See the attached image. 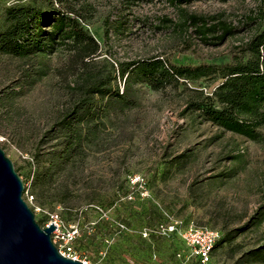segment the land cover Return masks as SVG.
<instances>
[{"label": "rangeland", "instance_id": "1", "mask_svg": "<svg viewBox=\"0 0 264 264\" xmlns=\"http://www.w3.org/2000/svg\"><path fill=\"white\" fill-rule=\"evenodd\" d=\"M30 1L0 0V29L5 8ZM53 2L63 11L74 6L83 16L72 14L98 44L87 72L101 75L109 74V63L152 57L193 66L244 59L249 40L264 28L258 17L262 0H189L178 7L167 0ZM187 14L224 20L235 32L211 45L195 27L182 25ZM66 55L45 58V74L23 89L12 109L0 100V146L23 179V196L36 219L45 223L58 214L61 243L93 264H264L247 255L264 243V126L261 139L253 141L185 111L192 89L210 93L218 80L181 79L161 90L131 83L129 106L112 96L96 97L101 117L85 121L90 134L78 142L73 168L35 185L58 141L41 136L79 95L71 88L81 83L72 73L78 65L70 73ZM29 65L0 58V99L19 89ZM124 82L116 74L120 92ZM189 225L231 237L211 248L203 263L182 237Z\"/></svg>", "mask_w": 264, "mask_h": 264}, {"label": "trees", "instance_id": "2", "mask_svg": "<svg viewBox=\"0 0 264 264\" xmlns=\"http://www.w3.org/2000/svg\"><path fill=\"white\" fill-rule=\"evenodd\" d=\"M65 0H59L63 3ZM173 6H180L189 0H167ZM264 3V0H262ZM53 0H32L27 3L8 6L4 10L5 27L0 29V58L8 57L27 61L30 65L17 82L18 90L5 91L1 107L12 109L13 101L23 95L27 85H33L45 74L44 59L52 54L67 52V69L81 79L71 87L78 96L60 112L58 119L44 131L43 139H57L47 151L48 164L35 175V185L53 180L60 173L69 172L78 160L79 141L86 139L90 129L85 121L101 117L96 97L112 96L124 106L132 104L126 97L128 86L144 82L153 90L177 86L179 81L218 80L210 93L192 89L195 94L186 101L185 111L197 113L203 120L253 141L262 137L259 129L264 126V28L257 30L248 42L249 56L235 58L224 64H174L160 58L125 61L114 67L109 63V74L87 72L91 57L98 52L95 38L78 22L77 8L68 6L63 11L56 8ZM84 8V7H82ZM76 16H72V14ZM264 19V10L258 12ZM191 25L202 41L218 45L235 32L234 27L224 20L213 17L187 14L182 25ZM95 55V56H96ZM88 58L87 60H85ZM89 60V61H88ZM59 74L62 71L55 69ZM79 72V73H78ZM116 74L125 77L124 90L114 86ZM11 112H14L10 110ZM13 119L14 116H9ZM56 175V176H55ZM256 216L254 222L262 219ZM44 226V220H37ZM231 236H220L212 248ZM247 255L264 262V243L249 249Z\"/></svg>", "mask_w": 264, "mask_h": 264}, {"label": "water", "instance_id": "3", "mask_svg": "<svg viewBox=\"0 0 264 264\" xmlns=\"http://www.w3.org/2000/svg\"><path fill=\"white\" fill-rule=\"evenodd\" d=\"M24 183L0 146V264H88L62 254L23 196Z\"/></svg>", "mask_w": 264, "mask_h": 264}, {"label": "built area", "instance_id": "4", "mask_svg": "<svg viewBox=\"0 0 264 264\" xmlns=\"http://www.w3.org/2000/svg\"><path fill=\"white\" fill-rule=\"evenodd\" d=\"M50 222L55 223V228L51 232V238L58 247L59 251L66 256H70L74 259H80L76 254H73L75 251L73 246L61 243V239L65 238V236L64 233L60 231L61 221L58 218V214H51V217L48 218L44 225H48ZM182 237L186 243L191 245L194 253L199 257L201 262L206 263L210 255L212 245L218 238V231L206 225H189L182 232ZM81 260L88 264H93L85 259Z\"/></svg>", "mask_w": 264, "mask_h": 264}]
</instances>
